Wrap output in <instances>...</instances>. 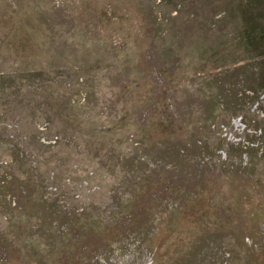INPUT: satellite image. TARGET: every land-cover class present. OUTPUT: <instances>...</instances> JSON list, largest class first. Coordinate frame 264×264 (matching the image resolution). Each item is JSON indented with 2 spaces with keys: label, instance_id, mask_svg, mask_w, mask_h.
I'll list each match as a JSON object with an SVG mask.
<instances>
[{
  "label": "rangeland",
  "instance_id": "374dc122",
  "mask_svg": "<svg viewBox=\"0 0 264 264\" xmlns=\"http://www.w3.org/2000/svg\"><path fill=\"white\" fill-rule=\"evenodd\" d=\"M243 2L0 0V264H264V62ZM194 133L238 157L255 143L256 178L240 158L190 172Z\"/></svg>",
  "mask_w": 264,
  "mask_h": 264
},
{
  "label": "trees",
  "instance_id": "16d2710c",
  "mask_svg": "<svg viewBox=\"0 0 264 264\" xmlns=\"http://www.w3.org/2000/svg\"><path fill=\"white\" fill-rule=\"evenodd\" d=\"M243 1L244 2L241 3L242 9L240 8V13L242 14L241 31L245 37L244 43L250 49V52L257 59H260L259 61L264 62V0H243ZM165 40H166V38H165ZM78 67H81V66H78ZM40 72L41 71L39 69H36L35 73H31V74L36 76L38 78V80L39 79L41 80L42 74ZM162 79H163L162 76H160L159 81L162 82ZM77 80L81 86H87V88H88L84 91L85 92L84 93V97H85L84 100L90 99L92 93H90L91 91H89L90 87L88 84L93 86L91 81H89V79H87L86 76H82ZM261 87H262V90L264 91V82L261 84ZM253 96L256 97L255 102H260L262 100L261 99L262 97H260L259 95L255 94V93L253 94ZM235 101H236V99L234 100V104H235ZM86 102H88L89 108H91L93 106V103H91L90 101H86ZM76 103H79V102L77 101V102H75V104ZM234 104L231 103V105H234ZM218 105L219 104H215V103L212 104V108L210 111L211 115H209L207 117V119L205 120V122H206L205 127H207L209 131H205L206 132L205 134H210V132H211V127L213 125L212 122L214 120H216L215 114L217 113L216 108L219 107ZM91 110H93V109H91ZM66 111H68V110H64V109L60 108V110H58V113H60V116H62V118H64V116L69 118V116L66 115ZM86 112L89 114L88 115L89 116V119H88L89 124L92 123L95 126V127L93 126V128L91 129L92 136H94V137L104 136V133L106 131L98 130L96 128L97 120L96 121L93 120L96 117L92 118V116L90 115V112L87 110H86ZM142 112H144V115L142 114ZM133 113H135V114L132 117V119H133V122H135V125L138 126V128L141 125L146 123L147 114H145L146 113L145 111L140 112V117L144 116V118L142 120H140V122L136 121L137 119L139 120V118H137V115H139L138 108L134 109ZM92 114H95V113H92ZM186 115L193 118V116H194L193 110H192V112L186 113ZM168 116L171 118V119H169L170 121H175V120H178L180 118H185V115L179 116V114L177 112H176V115H174L173 113H169ZM134 117L137 119L135 120ZM138 128L136 129V131H138ZM42 133H44V132H42ZM205 134L203 133L201 136L198 137L194 133L195 136L193 137L192 142L191 143L189 142L186 145L182 146L185 148L182 149V151H181L182 153H181L180 158L182 160H185L188 163V169L190 170V172L198 173L201 176H207L208 174L213 172V169L215 170V167L217 166V162H222L225 165L227 162L234 161V159L236 160L237 158H240L237 169L239 170V168H241L243 170H249L248 175L250 177L248 179H250V181H252L256 178V176H257L256 172L258 170V166L256 164L255 157L253 158V156L250 157L248 155L250 153V151H252L251 149H253L255 147L254 146L255 143H249V145H244L243 147H241V149H242L241 155H240V157H238L232 151H230V153L229 152L224 153L222 148H214V147L210 146V142H209L210 139ZM110 135H111V137H113V131H111L108 134L107 138ZM138 142H140V141H138ZM55 143H57V142H55ZM124 152L127 153V151H124ZM257 154H258V152H257ZM223 157H224V159H223ZM157 163L164 164L160 160H158ZM174 169L177 170L178 169L177 166H174ZM150 173H155L156 175H158V170L153 169V170H151ZM0 194L3 195L1 192H0ZM7 198H8V196H7ZM12 203H13V201L10 202V204H11L10 208H12L11 207Z\"/></svg>",
  "mask_w": 264,
  "mask_h": 264
}]
</instances>
